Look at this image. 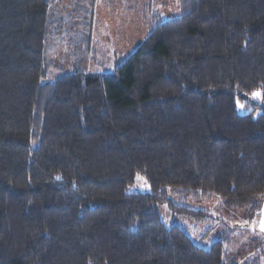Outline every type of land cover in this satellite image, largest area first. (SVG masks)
Instances as JSON below:
<instances>
[{"label":"trees","instance_id":"16d2710c","mask_svg":"<svg viewBox=\"0 0 264 264\" xmlns=\"http://www.w3.org/2000/svg\"><path fill=\"white\" fill-rule=\"evenodd\" d=\"M97 1L0 0V264H234L156 207L260 210L264 0H172L164 20L133 0L149 32L103 74L85 68ZM254 90L261 112L239 113ZM137 174L149 192H127Z\"/></svg>","mask_w":264,"mask_h":264},{"label":"rangeland","instance_id":"374dc122","mask_svg":"<svg viewBox=\"0 0 264 264\" xmlns=\"http://www.w3.org/2000/svg\"><path fill=\"white\" fill-rule=\"evenodd\" d=\"M132 1L129 0L125 6L119 0L111 1L110 4H105L102 0L97 1L91 20L90 55L85 63L87 71L112 73L115 65L128 57L147 36L148 26L138 14L131 11L134 6ZM150 3V10L159 14L160 20L175 16L172 0H150ZM126 6L131 8L127 10ZM148 7L146 4V14ZM85 18L89 24L87 16L83 17V22ZM73 30L74 26H71L70 32ZM83 47L84 45L79 50V55ZM58 54L61 56L56 57L55 66L58 69L52 71L54 78L61 73L73 71L69 49L65 46ZM257 92L260 95L254 96L253 93ZM261 103V91L254 90L243 100H236V109L239 113H251L255 117L261 112ZM149 191L146 179L139 174L127 187L129 193ZM260 200H264V197H260ZM184 203L194 210L203 209L205 213L192 217L171 211L166 202L158 203L156 208L161 221L166 226L180 227L193 243L203 248H209L216 240H223L224 252L234 264H264V231L261 230L264 204L251 216L247 210L223 206L218 195Z\"/></svg>","mask_w":264,"mask_h":264},{"label":"snow or ice","instance_id":"6c2138e0","mask_svg":"<svg viewBox=\"0 0 264 264\" xmlns=\"http://www.w3.org/2000/svg\"><path fill=\"white\" fill-rule=\"evenodd\" d=\"M254 96H259L260 93H253ZM57 179H59V177H57ZM261 230L264 231V221L261 222Z\"/></svg>","mask_w":264,"mask_h":264},{"label":"crops","instance_id":"0c3cea01","mask_svg":"<svg viewBox=\"0 0 264 264\" xmlns=\"http://www.w3.org/2000/svg\"><path fill=\"white\" fill-rule=\"evenodd\" d=\"M262 204H264V200H262ZM263 207H264V205H263Z\"/></svg>","mask_w":264,"mask_h":264}]
</instances>
